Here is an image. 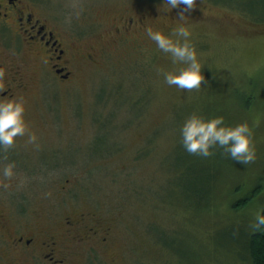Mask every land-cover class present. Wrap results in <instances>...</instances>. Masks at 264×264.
<instances>
[{"label":"rangeland","instance_id":"rangeland-1","mask_svg":"<svg viewBox=\"0 0 264 264\" xmlns=\"http://www.w3.org/2000/svg\"><path fill=\"white\" fill-rule=\"evenodd\" d=\"M47 1L94 60L71 65L62 81L24 59L25 118L37 140L0 146V168L16 165L0 176L6 230L30 221L51 232L91 214L109 228L107 243L79 246L68 264H251V224L264 209V0H196L186 13L205 76L198 89L164 82L157 69L180 65L147 27L111 43L116 16L143 0ZM193 112L247 121L256 158L243 164L220 146L209 156L186 151L180 128ZM0 264H34L1 228Z\"/></svg>","mask_w":264,"mask_h":264},{"label":"flooded vegetation","instance_id":"flooded-vegetation-1","mask_svg":"<svg viewBox=\"0 0 264 264\" xmlns=\"http://www.w3.org/2000/svg\"><path fill=\"white\" fill-rule=\"evenodd\" d=\"M200 1L205 6L219 1L228 3ZM159 4V0H143L133 9H122L110 26L115 36L111 43L122 42L123 36L130 33L139 34L150 24L174 27L179 10L160 14ZM57 21L47 0H0V68L4 70L0 77V98L15 96L26 100L29 74L24 59L36 58L41 65L40 73L48 70L62 81L70 78L71 65L94 60L91 53L81 51L80 37L60 27ZM90 217L91 214L83 213L79 218L66 217L62 229L51 232L40 231L30 221L17 224L9 232L7 217L0 212V228L11 250L34 264H68L79 246L88 244L91 249H99L107 243L109 228L99 225V221L94 223Z\"/></svg>","mask_w":264,"mask_h":264},{"label":"clouds","instance_id":"clouds-1","mask_svg":"<svg viewBox=\"0 0 264 264\" xmlns=\"http://www.w3.org/2000/svg\"><path fill=\"white\" fill-rule=\"evenodd\" d=\"M176 13L177 23L166 33L162 29L146 28L147 36L155 41L157 48L170 54L173 63L180 66L176 71L162 72L164 82L176 85L182 89H198L204 81L202 62L198 57L195 44L189 39L192 35L191 26L186 23L192 9L196 7V0H162L157 6L160 14L171 13L173 9H180ZM4 70L0 68V77ZM26 103L23 97L0 98V146L5 148L14 145L18 136L27 134L28 142L34 143L37 136L29 129L25 118ZM181 143L189 153L209 156L212 149L220 146L234 160L247 164L256 158V148L253 141V128L247 121L228 125L223 116H204L193 112L188 115L180 128ZM15 161H10L0 168V176L11 178L15 175ZM4 187H8L5 183ZM264 226V211H257L251 224L253 229Z\"/></svg>","mask_w":264,"mask_h":264},{"label":"trees","instance_id":"trees-1","mask_svg":"<svg viewBox=\"0 0 264 264\" xmlns=\"http://www.w3.org/2000/svg\"><path fill=\"white\" fill-rule=\"evenodd\" d=\"M249 249L251 264H264V226H261L259 229H254V233L250 239Z\"/></svg>","mask_w":264,"mask_h":264}]
</instances>
